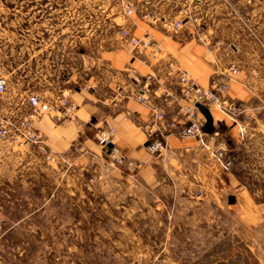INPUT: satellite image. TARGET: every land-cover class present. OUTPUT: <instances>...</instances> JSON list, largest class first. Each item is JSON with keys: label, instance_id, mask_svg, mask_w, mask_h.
<instances>
[{"label": "rangeland", "instance_id": "374dc122", "mask_svg": "<svg viewBox=\"0 0 264 264\" xmlns=\"http://www.w3.org/2000/svg\"><path fill=\"white\" fill-rule=\"evenodd\" d=\"M167 1L0 0V126L28 112L30 93L52 95L80 73L82 50L120 38L126 3L131 19L190 14L224 69L246 75L242 106L257 107L223 137L242 189L232 198L237 187L224 181L216 188L227 191L210 197L200 170L211 163L197 147L149 153L148 179L112 171L92 182L106 150L50 162L35 145L0 138V264H264V0ZM179 188L191 196L177 199Z\"/></svg>", "mask_w": 264, "mask_h": 264}, {"label": "crops", "instance_id": "0c3cea01", "mask_svg": "<svg viewBox=\"0 0 264 264\" xmlns=\"http://www.w3.org/2000/svg\"><path fill=\"white\" fill-rule=\"evenodd\" d=\"M169 15L170 12L165 11L162 16L169 18ZM130 19H125L118 24L123 26L128 24L137 35L152 34L175 60L190 70L202 85H208L213 79L218 82H229V93L235 101L241 104L249 98L245 88L247 78L243 71L239 69L238 73L233 75L230 67L224 69L223 62L218 58L217 49L210 46V41L203 43L197 37L188 36L196 28V23L192 19L186 20L184 34L178 38L165 31L163 22H148L140 15L131 21ZM82 51L78 53V59L82 62L83 69L80 73H76L74 80L76 79V82L82 85H91V90L80 89L78 83L74 81H70L68 85L64 84L70 86L71 97L80 105L77 117L58 120L45 115L36 122L37 128L46 136L52 150L74 156L78 152L103 151L104 149L98 145L97 137L102 129L114 127L117 130L114 143L128 158L142 163V176H148L149 172L155 169V161L145 148L147 136L142 129V122L151 116L152 110L149 105L139 102L135 95L144 89L143 84L147 74L158 72L159 75L164 76L162 74L164 61L152 58L149 50L132 52L118 37L113 38L108 46L95 49L91 47L88 51L86 49ZM117 86H122L130 96L115 100L113 97L116 95ZM147 94L151 95L149 92ZM156 101L159 99L156 98ZM243 106L251 110L257 109L252 105ZM211 113L213 122L209 126V133L207 132L211 136L223 139L225 133L232 135L236 127L240 129L242 127L240 119L235 125L233 120L225 118L219 111L211 109ZM231 138L233 148L238 147L239 142ZM169 141V146L171 145V148L175 150L184 146H191L193 149L197 147V142L193 138L180 140L171 136ZM185 142L188 144H184ZM80 146H83V151L78 150ZM214 169V165L210 164L205 165L203 171L200 170L204 176L206 175L203 180L206 185L205 190L210 193L209 196H217L220 191H227L226 188L218 190L216 186L219 183L226 186L227 183L224 181H228L233 189L237 187L236 191L230 193L232 198L235 197L236 193L242 189L238 179L236 180L233 176H224L226 180L221 179L222 174ZM118 171L114 170L111 174L115 176L119 174ZM150 174H152L151 181L155 183L157 179L154 176L155 173ZM189 194L190 191L176 189L177 199H186L191 196Z\"/></svg>", "mask_w": 264, "mask_h": 264}, {"label": "built area", "instance_id": "2783aa9c", "mask_svg": "<svg viewBox=\"0 0 264 264\" xmlns=\"http://www.w3.org/2000/svg\"><path fill=\"white\" fill-rule=\"evenodd\" d=\"M135 8L132 3L124 5V16L132 18ZM152 23L163 22L165 31L175 37H182L186 20L192 19L196 28L189 37H197L209 41V36L198 24V18L193 19L192 15L185 18H167L154 14L152 11L145 12L142 16ZM118 35L124 44L132 52L149 50L151 57L157 61H164L162 74L158 72L149 73L145 76L144 89L135 96L143 104L149 105L152 110L151 116L142 122V129L146 133V150L152 154H161L169 147V138L174 136L180 140L193 138L197 142V150L203 154L208 162L214 165L222 176H233L234 160L229 156V148L224 139L209 135L204 126L206 117L201 112L198 104L207 106L210 110L217 107L227 118L238 123L241 116H251V109L242 106L235 101L229 93V82H218L213 79L208 85H202L199 80L180 62L175 60L152 34L145 33L137 35L130 27L120 25ZM239 67L235 64L230 66V72L235 75ZM73 73L64 84L70 81L76 82ZM85 91H90L89 84H77ZM7 89L6 79H0V93ZM149 92L151 95L147 94ZM70 86L61 88L57 93L46 95L41 92H32L28 96L29 110L24 116L15 122H8L0 126L1 139H14L17 144L35 145L44 155L47 161H65L72 156L68 153H58L51 149L46 136L37 128L36 122L43 116L49 115L58 120L75 119L80 105L71 97ZM130 94L122 86H117L114 99H123ZM156 98L159 101H156ZM117 130L114 127L102 129L97 137L98 145L107 151V159L103 165V173L93 178L92 182L102 181L106 174L119 170L135 176L143 169V164L134 161L121 151L114 143ZM78 150L83 151V146ZM204 192L200 191V195ZM199 195V196H200ZM197 197L200 199V197Z\"/></svg>", "mask_w": 264, "mask_h": 264}, {"label": "water", "instance_id": "95a60500", "mask_svg": "<svg viewBox=\"0 0 264 264\" xmlns=\"http://www.w3.org/2000/svg\"><path fill=\"white\" fill-rule=\"evenodd\" d=\"M198 107L200 108L201 112L206 117V123H205V126H204V130L209 133V131H210L209 130V126L213 122V116H212L211 110L207 106H205L203 104H198Z\"/></svg>", "mask_w": 264, "mask_h": 264}, {"label": "trees", "instance_id": "16d2710c", "mask_svg": "<svg viewBox=\"0 0 264 264\" xmlns=\"http://www.w3.org/2000/svg\"><path fill=\"white\" fill-rule=\"evenodd\" d=\"M232 140H233V139H232L231 137H228V138H227V141L229 142L230 145H232V143H233Z\"/></svg>", "mask_w": 264, "mask_h": 264}]
</instances>
